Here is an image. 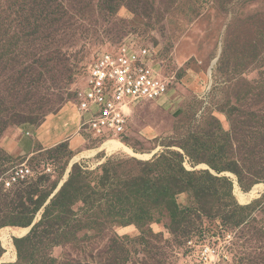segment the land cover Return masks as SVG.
Wrapping results in <instances>:
<instances>
[{"label":"rangeland","instance_id":"374dc122","mask_svg":"<svg viewBox=\"0 0 264 264\" xmlns=\"http://www.w3.org/2000/svg\"><path fill=\"white\" fill-rule=\"evenodd\" d=\"M130 41L156 51L169 84L166 99L136 106L118 139L147 157L104 152L74 162L82 152L102 147L85 129L81 133L92 144L79 152L62 144L28 158L9 157L0 149V171L25 163L37 179L18 190L0 189L1 217L7 223L24 221L46 200L38 223L80 171L87 173L84 184L98 192V202L94 207L77 203L78 227L61 234L60 245L37 255L34 264L45 259V264H179L190 240L217 247L224 259L218 264H252L256 254V264H264V238L256 233L264 225L263 214L243 213L237 226L239 216L228 208L222 183L215 185L220 194L211 198L199 200L190 192L177 196L179 209L188 208L177 217L171 199L164 206L133 199L120 209L109 201L127 194L126 186L149 169L168 184L164 173L178 170L177 154L188 172L227 177L239 206L248 204L239 203L236 187L247 193L264 185L255 181L264 179V0H0L1 135L78 106L87 70L98 55ZM155 156L161 159L152 166ZM222 168L228 170L218 174ZM100 195L108 196L101 201ZM263 198L250 203L260 202L259 209ZM142 208L150 217L140 221ZM118 209L127 217L115 218ZM11 242L16 256L11 264H17L14 237ZM6 252L0 240V258ZM25 257L28 264V253Z\"/></svg>","mask_w":264,"mask_h":264},{"label":"built area","instance_id":"2783aa9c","mask_svg":"<svg viewBox=\"0 0 264 264\" xmlns=\"http://www.w3.org/2000/svg\"><path fill=\"white\" fill-rule=\"evenodd\" d=\"M160 71L156 51L135 41L99 54L87 70L85 88L79 95L81 129L98 139L99 145L121 139L136 106L168 96L169 84ZM33 176L24 163L5 172L0 184L9 191ZM218 251L207 241L190 240L179 264H218L224 260Z\"/></svg>","mask_w":264,"mask_h":264},{"label":"trees","instance_id":"16d2710c","mask_svg":"<svg viewBox=\"0 0 264 264\" xmlns=\"http://www.w3.org/2000/svg\"><path fill=\"white\" fill-rule=\"evenodd\" d=\"M0 149L2 150L1 147ZM176 156H178L179 158L178 170L172 172L168 169V171L164 173L163 178H167L170 181L168 184H162L161 182H158L160 176L155 178V170L149 169L147 171L148 174L146 175V177L140 176L139 178L135 179V182L126 186L125 189L127 190V194L120 193L117 196H112L109 199V201L112 202L111 208L117 209V207L119 208L120 206H122L123 202H130L133 199L139 200L140 202H142L143 205L164 206L167 204L166 202L171 199L174 205V217H177L178 212L184 214L186 213V211H188V208L183 210L179 209V204L175 200L177 196H180V194L185 192H190L194 193L196 198L199 200L211 198L214 195L220 194L219 189H217L215 186L216 183L219 182L223 184L222 196L230 204L228 208H235L234 215L238 214L237 216H239L238 220L235 223L237 224V226H239L243 221V217H241L240 215L246 212H251L253 214L255 212L253 211L254 209H256L257 212L263 214L264 217V204L259 209L256 208L259 206L260 202L255 201L248 205L239 206V204L233 197V185L227 177H215L209 171L188 172L183 166L184 160L182 156L178 154ZM159 159L161 158L155 156L151 165L154 166L153 164H156ZM193 163L194 165L199 164L195 161H193ZM74 169V171L77 172L78 169L75 168V166ZM8 170L9 168L1 169L0 177ZM227 170L228 169L226 168L216 169L218 174H221ZM168 174L169 177H166V175ZM236 174L238 175L239 186H241L243 179L239 172L236 171ZM84 176L86 177L87 173H82L80 171L78 172V174L73 173L70 180L63 186L61 191L51 200V203L46 206L45 213L42 219L34 226L33 224L35 223L34 221L36 215L42 209V207H44L46 200L41 205L37 206L31 213H29L30 217L28 219H25L24 221H14L7 223V220L4 217H1L0 215V230L8 225H10L11 227L23 228H31L33 226L30 233L26 237L21 239H15L16 246L19 252V260L17 264H26V253H28L30 258L28 264H34L33 259L37 255L45 253L50 247H56L60 245L61 241L58 240V238L59 236H61V234H64V236L68 235L70 233L69 230L74 229L75 226L78 227L80 222L77 221V219L75 218L77 215L73 210V207L77 203L81 202L85 206L94 207V205L98 202L96 198L99 195L98 192L92 190L90 186L84 184V180H86ZM33 180L37 179L33 178L31 180H28L22 183L21 185H18L16 187L17 189H14L18 190L21 187H24L25 184H30ZM258 180L264 179L256 177L255 181ZM111 186H115V184H112ZM0 189H2L3 192H7L3 188L2 184H0ZM14 189L9 191H13ZM107 196L108 195H100L101 201L107 199ZM119 209L115 211V218H126V214L121 215V211ZM92 210L93 209L90 210L89 208L87 212H91ZM141 214L143 216L142 218H139L140 221H143L144 219L150 217L149 211L145 208L141 209ZM176 224L179 225L180 223ZM256 233L260 234V237L263 236L262 238H264V225L261 226V229L256 231ZM47 243L49 244L48 247H46ZM259 250L260 249H258L257 251ZM261 254L264 255V250H262V253L260 252V255ZM258 256L259 254H256L257 260ZM256 258L253 259L252 264L257 263ZM46 261L47 260L45 259L44 264L46 263ZM52 264L59 263L57 260H53Z\"/></svg>","mask_w":264,"mask_h":264},{"label":"crops","instance_id":"0c3cea01","mask_svg":"<svg viewBox=\"0 0 264 264\" xmlns=\"http://www.w3.org/2000/svg\"><path fill=\"white\" fill-rule=\"evenodd\" d=\"M82 117L83 114L79 111L78 106H66L57 113L49 115L38 126L23 124L11 128L4 135H1L0 147L9 155H21L28 158L62 144H67L70 150L79 152L82 149H87V146L92 144L81 133L83 131L81 129ZM86 117L88 116L85 115ZM30 128L34 129V133L30 131ZM91 152H95V154L86 158L98 157L104 152L106 153V151H102L98 147L96 149L86 150L81 155ZM9 229L12 232L15 231L20 234H11V240L12 237L15 239L24 238L30 233V228L10 227ZM24 230L26 232L22 233ZM4 250L6 251V248ZM6 254L7 252L0 258V264H11L16 261V256L13 254L12 257H14L12 260H4Z\"/></svg>","mask_w":264,"mask_h":264},{"label":"bare ground","instance_id":"6f19581e","mask_svg":"<svg viewBox=\"0 0 264 264\" xmlns=\"http://www.w3.org/2000/svg\"><path fill=\"white\" fill-rule=\"evenodd\" d=\"M101 150L106 151L108 154H114V153L122 151V152H126L128 154L134 155V156H138L140 158L147 157V156H141V155L136 154L128 146H126L122 142H119L116 140L106 142L105 144L102 145ZM93 154H95V152L83 154L80 157H76L74 162H76L78 159L82 158L83 156L87 157V156H92ZM261 194H264V185L263 184L255 185L247 193H243L242 191L239 190V187H236V197H237V200L239 201L240 204H247L252 199L258 197ZM24 232H26V231L24 230L22 233H24ZM11 234L20 235L18 232H15V231L12 232V230L9 228L1 229V231H0L1 240L3 242V247L6 248V250H7V254L4 257V260H12L14 257V256L12 257V254L14 252V246L11 242L12 241L11 240Z\"/></svg>","mask_w":264,"mask_h":264},{"label":"water","instance_id":"95a60500","mask_svg":"<svg viewBox=\"0 0 264 264\" xmlns=\"http://www.w3.org/2000/svg\"><path fill=\"white\" fill-rule=\"evenodd\" d=\"M63 184H64V183H62V184L60 185L58 191L61 189V187L63 186ZM58 191H57V192H58ZM249 203H250V202H249ZM249 203H247V204H249ZM35 224H36V222L33 224V226H34ZM33 226H32V227H33ZM32 227L30 228V231H31Z\"/></svg>","mask_w":264,"mask_h":264}]
</instances>
